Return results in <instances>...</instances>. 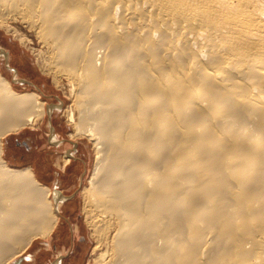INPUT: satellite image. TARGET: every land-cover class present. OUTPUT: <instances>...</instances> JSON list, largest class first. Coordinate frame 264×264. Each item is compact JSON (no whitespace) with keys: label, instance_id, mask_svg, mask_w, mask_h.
I'll use <instances>...</instances> for the list:
<instances>
[{"label":"bare ground","instance_id":"6f19581e","mask_svg":"<svg viewBox=\"0 0 264 264\" xmlns=\"http://www.w3.org/2000/svg\"><path fill=\"white\" fill-rule=\"evenodd\" d=\"M8 20L35 33L53 82L69 81L70 137L95 144L82 189L88 264H264V0H0L1 26L25 45ZM2 71L6 264L54 232L71 196L4 160L7 135L62 103L46 105L26 79L14 80L37 92H17Z\"/></svg>","mask_w":264,"mask_h":264},{"label":"rangeland","instance_id":"374dc122","mask_svg":"<svg viewBox=\"0 0 264 264\" xmlns=\"http://www.w3.org/2000/svg\"><path fill=\"white\" fill-rule=\"evenodd\" d=\"M8 21L27 42L23 45L18 37L12 32L8 33L0 24V49L10 53V66L18 70V76H14L1 57L2 73L12 82L17 92H37L34 86L14 80L26 79L42 91V99L46 105L62 103V108L55 109L51 118L46 115L35 127L28 126L7 135L3 139V158L11 168L31 166L36 178L43 184L52 188L57 182L59 190L72 197L63 204L60 221L54 232L46 237L34 238L30 246L21 254L12 256L6 264H15L26 255H32L33 260L29 261L26 256L21 264H88L94 258L92 251L95 241L83 211L82 189L88 185L95 168V144L86 136L70 137L74 127L68 123L67 118V112L73 106L69 81L62 78L55 84L53 76L45 72L38 62L37 54L42 51V43L35 33L19 21ZM52 127L55 134L59 135L58 138L64 140L59 148L52 143ZM14 138L27 141L30 149L25 146L16 148ZM8 140L9 144L6 142ZM73 143L77 146L76 156L63 168V155L74 148Z\"/></svg>","mask_w":264,"mask_h":264},{"label":"crops","instance_id":"0c3cea01","mask_svg":"<svg viewBox=\"0 0 264 264\" xmlns=\"http://www.w3.org/2000/svg\"><path fill=\"white\" fill-rule=\"evenodd\" d=\"M48 141H49V139H48ZM8 144H9V142H10V140H8V141H6ZM6 143V144H7ZM14 143H15V146H16V148H22V147H26V148H28V149H30V147L28 146V142L27 141H24V139L23 140H21V141H19V139H17V138H14ZM50 143V142H49ZM73 145V144H72ZM74 146V145H73ZM59 148V147H58ZM70 150V149H69ZM66 153V152H65ZM65 153H64V155H65ZM64 155H63V157H64ZM66 156V155H65ZM70 197V196H69ZM72 197V196H71Z\"/></svg>","mask_w":264,"mask_h":264},{"label":"water","instance_id":"95a60500","mask_svg":"<svg viewBox=\"0 0 264 264\" xmlns=\"http://www.w3.org/2000/svg\"><path fill=\"white\" fill-rule=\"evenodd\" d=\"M70 198V197H69Z\"/></svg>","mask_w":264,"mask_h":264}]
</instances>
